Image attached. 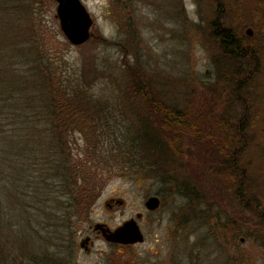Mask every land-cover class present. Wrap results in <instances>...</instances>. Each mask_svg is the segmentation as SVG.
Listing matches in <instances>:
<instances>
[{
    "label": "rangeland",
    "instance_id": "374dc122",
    "mask_svg": "<svg viewBox=\"0 0 264 264\" xmlns=\"http://www.w3.org/2000/svg\"><path fill=\"white\" fill-rule=\"evenodd\" d=\"M80 1L93 21L89 38L80 45L64 39L51 0H31L28 4V21H24L31 25L30 37L44 47L43 57L56 66L60 78L74 83L82 69L88 78L94 73L86 86L88 91L107 99L113 105L108 111L116 116L115 102L126 85L127 65L144 72L156 98L185 110L189 116L194 113L190 107L199 104L202 94H212L213 112H230L225 121L228 128L224 125L221 134L229 137L228 146H237L234 167H243L246 172L242 173L240 195L245 198L256 192L259 201L247 214L236 200L230 203L217 191L211 192V187H202L199 177L187 179L185 188L180 185L185 181L181 175L176 176L177 186L173 187L174 181L164 183L143 173H111L80 220L73 264H114V255L122 264H264V238L254 224L257 215L263 216L260 222L264 219V0ZM218 6L223 22L255 45L258 58L253 76L244 70L239 75L232 73L228 80L229 76L224 79L221 74L226 65L216 67L221 58L208 36L207 23ZM27 22L16 21L14 26L29 27ZM247 27L251 29L249 36L244 33ZM242 114L245 120L238 126L245 129L238 134L232 130ZM218 124L223 129L222 123ZM73 134L71 146L80 151L85 142L79 133ZM106 139L110 148L122 144L120 140L114 142L111 133ZM183 140L189 146L186 135ZM237 185L235 180L231 195ZM237 194L240 196L236 189ZM151 195L159 204L155 210H146L143 202ZM110 198L118 201L105 205ZM254 204L249 201L250 206ZM130 218L136 221L142 242L109 243L92 230L95 223L112 230ZM85 235L91 240L88 252L78 247Z\"/></svg>",
    "mask_w": 264,
    "mask_h": 264
},
{
    "label": "trees",
    "instance_id": "16d2710c",
    "mask_svg": "<svg viewBox=\"0 0 264 264\" xmlns=\"http://www.w3.org/2000/svg\"><path fill=\"white\" fill-rule=\"evenodd\" d=\"M30 1L0 0V264H73L80 220L111 173H143L174 181L173 187L181 175L185 188L187 179L199 177L202 187H211L230 203L236 200L247 214L254 211L258 194L240 195L246 172L234 167L237 146H228L229 137L221 134L230 112L215 114L212 94H202L189 116L156 98L144 72L127 65L126 85L115 102L119 116L112 115L108 108L113 105L86 87L94 73L88 78L82 69L74 83H66L43 57L44 47L30 37ZM220 11L218 6L207 23L221 58L216 67L226 65L221 74L228 80L244 70L253 76L255 45L225 24ZM16 21L29 27L16 28ZM240 117L232 130L238 134L245 129L238 126L245 120L244 114ZM106 130L122 144L110 148ZM74 132L85 142L80 151L71 146ZM235 180L240 196L236 189L231 195ZM262 217L257 215L254 224L264 238ZM113 259L122 264L118 255Z\"/></svg>",
    "mask_w": 264,
    "mask_h": 264
},
{
    "label": "water",
    "instance_id": "95a60500",
    "mask_svg": "<svg viewBox=\"0 0 264 264\" xmlns=\"http://www.w3.org/2000/svg\"><path fill=\"white\" fill-rule=\"evenodd\" d=\"M51 1L55 4L54 16L57 19L58 28L64 39L71 45L84 43L90 36V29L93 22L84 4L80 0ZM244 33L249 36L251 29L247 27ZM110 201L117 202L118 200L110 198L105 201V205ZM158 204L159 199L154 195L148 196L143 202L146 210H155ZM139 216V213L135 215L137 218ZM92 230L100 233L105 241L114 244L130 245L142 242L143 240L142 233L133 218L123 221L121 225L116 226L112 230L101 223H95L92 225ZM90 244L91 240L87 235L78 241V247L84 252H88Z\"/></svg>",
    "mask_w": 264,
    "mask_h": 264
}]
</instances>
